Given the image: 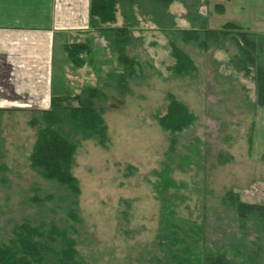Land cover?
I'll use <instances>...</instances> for the list:
<instances>
[{"label": "rangeland", "instance_id": "1", "mask_svg": "<svg viewBox=\"0 0 264 264\" xmlns=\"http://www.w3.org/2000/svg\"><path fill=\"white\" fill-rule=\"evenodd\" d=\"M245 2L257 4V0H186L171 5L169 13L176 29H199L205 20L202 25L219 30L232 22L262 32L259 36L264 40V9L252 12ZM218 5L223 6L222 12ZM152 28L143 22V30L134 33L140 40L129 48V54L139 64L136 76L127 88L124 85L125 92L104 88L108 74L119 66L95 33L68 41L93 45L85 67H63L71 83L67 80L61 88L55 76L57 95H77L93 86L108 96L106 102L96 103L108 127L107 148L95 140L69 136V127H62L78 144L72 172L81 189L82 224L67 221L66 192L30 167L38 128L29 123L35 111L49 109L52 97H46V102L43 97L19 99L38 106L0 114V158L7 167L0 172L1 244H7L14 227L23 222H55L72 233L80 258L87 264H166L167 245L161 236L171 222L187 238L190 231L199 237L197 228L201 227L199 242L239 258L238 264H243V257L237 256L236 248L243 241L249 252L256 249L253 244H260V255L264 254V237L256 225L248 224L243 234L235 212L223 203L229 191L237 192L245 202L264 203V108L255 105L252 76L230 67V58L237 54L230 44L201 52L178 41L198 70L176 78L167 68L173 62L169 41L174 36L168 29ZM66 59L63 47L57 48L58 69ZM170 95L196 119L177 136L164 131L155 119L167 113ZM165 166H170L171 178L183 187L171 189L163 199L155 187L160 179L154 171L161 172Z\"/></svg>", "mask_w": 264, "mask_h": 264}, {"label": "trees", "instance_id": "2", "mask_svg": "<svg viewBox=\"0 0 264 264\" xmlns=\"http://www.w3.org/2000/svg\"><path fill=\"white\" fill-rule=\"evenodd\" d=\"M177 2L185 3L186 0H91V28L104 41L109 54L116 57L120 68L108 74L104 88L126 91L124 85L127 88L129 80L136 76L139 64L136 58L129 54V48L140 40L134 33L143 30V22H149L154 28L164 32L168 29L174 36V39L169 41L173 62L167 68L176 78L192 76L198 70L193 58L184 48L178 46V41L185 46L198 48L201 52H208L213 48L221 49L226 44L234 46L237 54L230 58V67L245 77L252 76L255 105L264 108L262 41L232 22L226 23L219 30H210L202 25L205 20L199 23V29H176L174 16L169 12L171 5ZM218 7L222 12L223 6ZM195 8L199 11V8ZM64 51L67 55V65L81 69L86 66L85 57L92 54L93 45L91 41L73 42L66 44ZM107 100L108 96L103 90L86 86L77 95L53 96L49 109L35 111V116L29 123L38 128L37 140L29 158L30 167L41 178L55 183L66 192L63 197L67 207L66 218L73 225L82 224L78 211L81 189L72 172L78 144L62 132V127H69V136L73 134L83 140H95L101 147L107 148L110 143L108 127L103 118V110L96 106L97 102ZM155 119L159 126L172 136L181 134L196 121L186 105L171 95L167 113L156 116ZM6 170L7 167L0 158V172ZM154 174L160 179L155 187L163 199L171 189L183 187L171 178L170 166H165L161 172L154 171ZM223 203L226 208L235 212L243 234L247 233L248 224L254 223L260 235L264 237V203L245 202L235 191H229ZM197 230L199 237L192 231L188 235L189 238L182 237L181 228L169 222L165 236H161L166 241L163 244L167 245L168 254L163 257L166 264L240 263L239 258H230L228 253L218 247H204L201 241L199 242L203 239V230L201 227ZM77 246L72 233L55 222L33 225L26 221L14 227L12 238L7 244L0 243V264H87L81 260ZM245 246L243 241L242 246L236 248L237 256L243 257V264H264V254L260 255V244H253L256 249L251 252Z\"/></svg>", "mask_w": 264, "mask_h": 264}, {"label": "crops", "instance_id": "3", "mask_svg": "<svg viewBox=\"0 0 264 264\" xmlns=\"http://www.w3.org/2000/svg\"><path fill=\"white\" fill-rule=\"evenodd\" d=\"M90 6L91 0H0V114L38 106L19 99L43 97L46 102V97L57 96L55 76L61 88L67 80L71 83L69 74L64 75L66 60L58 69L55 54L71 43L69 39L98 35L91 28ZM246 6L258 12L264 0ZM241 27L256 35L264 48L262 32Z\"/></svg>", "mask_w": 264, "mask_h": 264}]
</instances>
